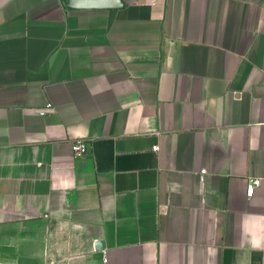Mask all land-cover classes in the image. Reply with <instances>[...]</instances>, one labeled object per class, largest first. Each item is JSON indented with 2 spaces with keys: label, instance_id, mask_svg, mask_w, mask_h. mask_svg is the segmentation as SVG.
<instances>
[{
  "label": "crops",
  "instance_id": "obj_1",
  "mask_svg": "<svg viewBox=\"0 0 264 264\" xmlns=\"http://www.w3.org/2000/svg\"><path fill=\"white\" fill-rule=\"evenodd\" d=\"M103 1L0 0V264H264V0Z\"/></svg>",
  "mask_w": 264,
  "mask_h": 264
},
{
  "label": "built area",
  "instance_id": "obj_2",
  "mask_svg": "<svg viewBox=\"0 0 264 264\" xmlns=\"http://www.w3.org/2000/svg\"><path fill=\"white\" fill-rule=\"evenodd\" d=\"M53 107V104L51 102H48L46 104V108L41 110V114H46L47 109H50ZM159 146H154L153 150H158ZM72 150L75 154V156H83L86 155L89 151V144L86 140L82 138H77L72 142ZM261 183L260 178H255L249 181L247 185V193L249 195L253 194L255 188Z\"/></svg>",
  "mask_w": 264,
  "mask_h": 264
},
{
  "label": "water",
  "instance_id": "obj_3",
  "mask_svg": "<svg viewBox=\"0 0 264 264\" xmlns=\"http://www.w3.org/2000/svg\"><path fill=\"white\" fill-rule=\"evenodd\" d=\"M108 1H109V2H108ZM110 1H111V0H105V1H103V2L105 3L104 5H106V4H108V5H109V4L113 5L114 3H113V2H110ZM103 2H102V3H103ZM103 245H104V242H103V241H100V242L97 243V246H98V247H102Z\"/></svg>",
  "mask_w": 264,
  "mask_h": 264
}]
</instances>
